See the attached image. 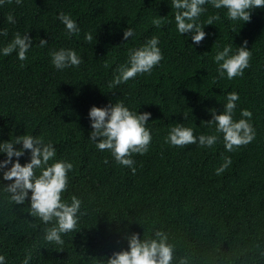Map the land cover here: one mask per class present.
<instances>
[{
	"label": "trees",
	"instance_id": "obj_1",
	"mask_svg": "<svg viewBox=\"0 0 264 264\" xmlns=\"http://www.w3.org/2000/svg\"><path fill=\"white\" fill-rule=\"evenodd\" d=\"M204 7L198 23L214 14L220 20L205 25V39L194 44L190 34L176 30L171 0H22L19 5L12 0L0 5V32L7 30L0 35V143L24 134L52 142L56 156L49 163L73 164L62 199L70 203L75 195L82 201L76 229L61 234L63 244L48 242L45 229L55 220L45 225L31 215L30 192L23 204L11 202L4 187L12 181L3 180L7 168L0 169V255L7 264H21L27 252L30 264H107L114 252L128 250L132 234L156 239V231L174 245L171 264L182 259L185 264H264V8L251 10L250 21L242 22L230 20L224 8ZM60 12L71 14L78 34L67 33L57 19ZM9 14L15 23L8 22ZM158 17L163 18L160 28L152 23ZM128 27L134 35L125 40ZM17 32H27L33 43L24 61L18 50L7 57L2 53ZM154 35L163 59L151 74L109 88L129 49ZM40 39L48 42L43 48ZM244 41L252 53L250 66L242 77L229 80L225 73L218 79L216 52L231 44L230 55L236 54ZM61 48L77 51L79 67L61 71L53 66L50 53ZM230 92L239 95L233 120L249 110L256 133L251 143L232 152L215 123H204L213 110L223 112ZM116 101L138 114L151 113L146 127L152 141L146 154L132 155L134 174L115 161L111 150L100 151L89 139L90 108ZM177 123L193 128L197 138L216 134L217 142L171 146L166 137ZM225 157L232 163L217 176ZM29 161L25 150L19 163Z\"/></svg>",
	"mask_w": 264,
	"mask_h": 264
},
{
	"label": "clouds",
	"instance_id": "obj_2",
	"mask_svg": "<svg viewBox=\"0 0 264 264\" xmlns=\"http://www.w3.org/2000/svg\"><path fill=\"white\" fill-rule=\"evenodd\" d=\"M5 2L11 3L12 0H0V5ZM16 4L22 0H15ZM211 4L215 9L224 8L227 10V17L232 21L249 22L251 10L264 8V0H171V7L175 10L174 20L178 33L182 36L190 34L194 44L201 43L206 33L203 28L205 25H213L214 21L220 20L219 15H212L203 23H198L199 17L206 11L204 5ZM57 19L65 26L69 35L78 34L80 28L71 14L60 12ZM9 23H15L12 14L7 17ZM155 27L160 28L163 18L158 17L152 20ZM0 35H7V30L0 32ZM134 30L128 27L123 38L127 40L133 37ZM86 40L91 43L93 36L91 33L86 35ZM48 44L44 39H40L38 46L43 48ZM159 45V38L152 36L144 45L139 48L129 49L128 61L121 64L116 69V75L109 83V88L126 83L130 79L136 78L140 74H151L153 68L163 59ZM247 41L237 48L236 54H231L232 45H226L222 51H217L214 62L217 63L218 79H223L225 73L229 80L235 77H242L244 70L250 66L252 58L251 51L246 47ZM33 46L32 39L27 32L21 35L17 32L14 39L2 49L5 57L13 51L18 50L17 56L20 61L27 59L26 53ZM51 62L57 70H64L69 67H79L82 58L73 49L61 48L50 53ZM23 66V65H22ZM239 95L236 92L227 94V103L224 105L223 112L216 114L212 111V119L204 122L209 127L215 123V132L222 133L224 146L228 152L248 145L256 136L255 129L250 123L252 113L244 109L241 111V118L233 120L236 101ZM91 122L89 139L96 143V148L100 151L111 150V155L115 161L130 168L135 173L133 154L144 155L148 152L152 141L151 131L146 127L151 113L129 110L122 101L110 103L105 107L92 106L88 112ZM247 118V119H245ZM216 134L203 135L198 138L194 135L193 128L185 127L177 123L171 127L166 142L174 147H184L186 145L197 144L200 146L212 147L217 142ZM15 145H21L16 148ZM30 152V161L21 165L19 158L25 153ZM0 153L6 154V159L0 161V169L7 168L3 172V180L12 181L4 187L10 194V201L15 204H23L25 199L30 196L31 215L38 217L45 225L55 220V226L45 229V239L48 242L63 244L62 233L74 231L77 226V213L81 208V199L73 195L70 203L62 199L63 193L67 190L69 178L68 173L73 169V164L65 161L49 163L56 156V149L52 142H45L41 137L32 135H22L14 137L7 142L0 143ZM13 157L17 158L13 160ZM103 163L107 164L105 159ZM232 163L230 157L224 158V163L216 170L217 176L225 172ZM11 167H7L8 165ZM40 174H36V170ZM156 239L141 240L137 234L128 237V250L114 252L109 257L107 264H171L175 251L174 245L168 243L166 233L155 232ZM32 255L25 253L21 264H30ZM0 264H7L6 257L0 255ZM180 264H185L182 259Z\"/></svg>",
	"mask_w": 264,
	"mask_h": 264
},
{
	"label": "bare ground",
	"instance_id": "obj_3",
	"mask_svg": "<svg viewBox=\"0 0 264 264\" xmlns=\"http://www.w3.org/2000/svg\"><path fill=\"white\" fill-rule=\"evenodd\" d=\"M2 203V202H1ZM2 211V210H1ZM9 212V211H8ZM5 218V217H4ZM4 221V220H3ZM17 221V220H16ZM9 232V231H8ZM8 246V245H7Z\"/></svg>",
	"mask_w": 264,
	"mask_h": 264
}]
</instances>
